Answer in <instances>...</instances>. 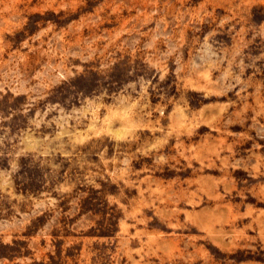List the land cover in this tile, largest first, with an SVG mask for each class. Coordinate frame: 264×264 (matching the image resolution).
I'll list each match as a JSON object with an SVG mask.
<instances>
[{
	"label": "rangeland",
	"instance_id": "obj_1",
	"mask_svg": "<svg viewBox=\"0 0 264 264\" xmlns=\"http://www.w3.org/2000/svg\"><path fill=\"white\" fill-rule=\"evenodd\" d=\"M0 264H264V0H0Z\"/></svg>",
	"mask_w": 264,
	"mask_h": 264
}]
</instances>
